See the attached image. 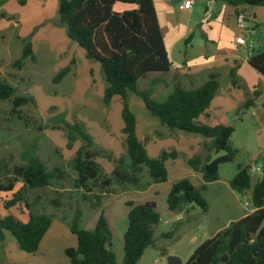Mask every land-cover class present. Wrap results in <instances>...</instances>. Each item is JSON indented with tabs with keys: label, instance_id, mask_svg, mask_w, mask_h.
<instances>
[{
	"label": "trees",
	"instance_id": "trees-1",
	"mask_svg": "<svg viewBox=\"0 0 264 264\" xmlns=\"http://www.w3.org/2000/svg\"><path fill=\"white\" fill-rule=\"evenodd\" d=\"M8 0H0V5ZM20 5L25 0H17ZM58 23L65 28L66 37L83 50L87 60L97 62L104 80L101 101L109 106L114 97L120 99V117L124 152L113 158L112 152L95 144L84 125L78 121L62 122L60 128L65 131L66 148L71 149L74 142L79 146L66 166L54 165L47 169L38 157H30L24 163L8 167L0 160L1 193H12V197L3 200L5 207L23 202L29 203L21 196L20 189L41 190L51 185L52 181H62L73 173L72 186L83 201L89 202L92 208L100 205L104 196L115 192L114 183L121 187H139L142 176L147 180L142 188L150 184L167 181L165 162L174 160L179 153L174 150H162L157 157H150L144 144L136 133V117L128 99L136 96L148 114L157 123L170 132L181 131L198 135L207 140L202 148L207 150L205 157L194 155L185 159L186 165L200 174L202 184L194 186L184 177L172 182L166 197V209L179 213L191 205H196L204 213L208 209L201 191L208 183L218 178V167L235 159L237 150L230 144L234 131L231 125L218 124L210 126L197 122L198 117H208L207 109L215 96L219 83L217 74L208 75L200 86L187 89L175 83L172 91L161 101L152 97L150 88L139 89L137 82L150 73L165 74L172 69V61L163 44V38L157 23L152 0H56ZM233 7L264 6V0H209ZM135 5L133 9L122 12L113 11L114 4ZM237 15H240L238 13ZM29 57L35 60L30 42H24L21 55L12 63V67L21 69L23 60ZM248 65L258 74L264 76V46L252 51ZM69 66L58 71L54 83L68 73ZM158 80V79H157ZM156 80L151 82V86ZM229 83L237 88L235 70L229 71ZM246 99L241 109L249 108L256 99ZM0 100L11 104L10 116L22 119L20 108L28 103L34 104V98L26 94L15 95L14 87L0 79ZM41 127V126H40ZM39 127V129H41ZM222 153V154H219ZM214 154L215 157H211ZM104 158L111 167L109 171L97 162ZM262 175L251 181L246 167L237 164L235 175L229 180V188L236 193L250 190V205L254 211L227 227L217 231L212 237L200 243L183 264H264V164H261ZM19 190H15L16 184ZM37 198V196H36ZM49 204L59 207L57 198H51ZM128 208L127 227L123 233V257L116 261L115 253L110 247L111 232L106 218L99 214L92 229L79 228L80 211L76 210L70 225V231L76 238L75 247L64 249L69 264H137L145 249L155 246V228L160 222V215L154 201L134 204L125 203ZM52 218L44 213L28 212L25 222L8 215L0 218V241L5 239V231L15 239L20 251L34 253L41 239L49 228ZM173 231L159 234L160 238H172ZM165 254V250L161 249Z\"/></svg>",
	"mask_w": 264,
	"mask_h": 264
},
{
	"label": "rangeland",
	"instance_id": "rangeland-1",
	"mask_svg": "<svg viewBox=\"0 0 264 264\" xmlns=\"http://www.w3.org/2000/svg\"><path fill=\"white\" fill-rule=\"evenodd\" d=\"M119 6L122 5L115 4V8ZM200 9L201 7L199 8L197 5L194 7L196 15L193 18L208 20L207 23L213 25V13L208 12L202 17V13L198 11ZM229 33L231 34L229 29L223 26L221 37H226ZM243 36L246 37V33H243ZM27 41L35 45L33 46L35 60L32 61L26 57L23 60L22 68L16 69L12 67V63L20 57L22 46ZM257 43L261 45V36L257 38ZM72 45L83 52L74 42L67 39L65 28L58 23L56 0H25L23 5H20L17 0H10L4 7L0 6V79L14 87L15 95L26 94L32 96L35 101L34 104L28 103L20 108L22 119H18L16 115L10 116L9 114L10 101L0 100V160L8 167L22 164L30 157H38L44 162L47 169L54 165L66 166V162L79 146V141L74 142L71 149L66 148L65 131L60 128L62 122L78 121L82 123L95 144L110 149L113 152V158L123 154V139L120 133V126H122L120 102L112 100L110 109L104 105L108 108L105 109L103 103L97 99L99 93L97 91L95 93L93 88L81 92V88H86L84 86L90 83V74L86 67L96 68V73L102 78L99 64L87 59H84L83 63L77 60L74 64L75 77L68 73L59 83H52V78L57 71L56 65L63 63L65 58L61 55L70 52L69 47L72 48ZM257 47L255 50L258 49ZM72 64L69 63V66L74 72ZM77 86L78 91L76 90ZM133 96L130 95L129 98ZM87 97L95 99L92 102ZM131 98L128 99V103L136 117L140 137L147 132L164 133L168 131L166 127L150 121L157 122L150 115L148 118L146 110L139 108L135 102L131 101ZM226 98L229 99L227 96ZM139 102L143 106L140 100ZM261 104L264 107V99ZM85 106L86 108L83 109ZM238 110L239 107L234 108L231 116L229 115V124L234 129L229 141L231 146L237 150V154L233 161L219 165L217 180L208 183L205 190L201 191L202 197L208 204V209L204 213L198 206L191 205L186 211L173 214L172 216H182L178 221H175L166 209V189L170 186V180L186 174L185 168L188 166L185 165L184 153L189 158L197 154L202 157L207 154V150L202 147L203 154H199L200 147L195 138L202 140V137L173 131L174 134L171 137L159 139L155 145L150 140L142 142L144 147L148 145V155L153 154L152 149H157V145L168 147L167 150L173 149V145L174 149L181 151L177 157L180 165L177 163L176 165L179 166L173 170L168 166L167 182L150 184L147 188H142V184L147 180L145 174L142 176V184L139 187L123 188L116 182L113 185L115 192L104 196L100 205L92 208L89 202L83 201L80 193L73 188V173L69 171L68 178L58 182L52 181L51 185L41 190L20 189V184H16L13 192L20 189L21 196L26 199L30 208H27L23 202L8 208L5 207L3 200L10 199L12 193H1L0 218L11 215L17 220L25 222L29 211L44 213L51 216L53 228H58V231L62 225L70 227L75 212L78 210L80 211L79 228L90 230L99 214H102L106 218L111 232L110 247L115 253L116 261L121 262L123 257L122 237L127 227L128 208L125 203L131 201L134 204H139L152 200L160 215V222L157 226L160 231L156 230V234L158 235L161 231H173L174 234L172 238H158L155 235V245L158 247L147 248L140 264H166L168 255L176 256L184 263L194 249L216 231L236 221L242 212L247 211L246 214H250V190L233 193L228 182L235 175L237 164L246 167L251 181H256L261 177V164L264 160V146H262L264 140L262 138L264 136H262L260 126L252 114L253 109L249 107ZM103 111L109 114V121L107 120L108 114ZM88 114L91 115V118L87 116ZM195 145L198 146L191 152L189 149ZM211 157L213 158L215 155L213 154ZM97 162L106 171L110 170L107 166L110 163L104 158H97ZM5 178L1 176L0 172V181H4ZM189 179L198 188L202 184L198 177L191 176ZM154 191L158 193L155 194ZM51 198H57L60 206L54 207L49 204ZM50 247L52 248L53 244ZM161 249H165L167 254L166 252L162 254ZM42 260L46 262V256L41 257L39 251L30 254L20 251L15 239L5 231V239L0 241V264H33Z\"/></svg>",
	"mask_w": 264,
	"mask_h": 264
},
{
	"label": "crops",
	"instance_id": "crops-1",
	"mask_svg": "<svg viewBox=\"0 0 264 264\" xmlns=\"http://www.w3.org/2000/svg\"><path fill=\"white\" fill-rule=\"evenodd\" d=\"M9 1L10 0L4 2L0 6L4 7ZM182 1L183 0H152L155 8L157 23L163 38V44L168 53L169 59L172 61L173 67L172 69H170L169 72L165 74H155V73L148 74L145 78L138 80L137 87L139 89L150 88L152 91V97L156 100L161 101L172 91L175 83H179L184 88L192 89L203 84L207 80L209 74L215 73L217 74L219 87L207 109L208 117L200 116L198 117L197 122L206 123L210 126H214L218 124L230 125L229 115L231 116L232 110L234 108L241 107L243 102L246 99L253 97V93L256 91L257 97L254 100L253 105L251 106V108L253 109L252 114L260 126V132L262 136H264V107L261 106L262 99H264V76L258 74L254 69H252L248 65L247 62L248 57L250 56L252 51L255 50L257 46H258L257 48L264 46V6L244 5L238 7V9L235 10L233 7L220 2H213L209 0H194L189 10H182L179 9V5ZM121 5L122 6L115 8V4H114L112 7L113 11L122 12L136 7L135 5H128V4H121ZM196 5L199 8L201 7V9L198 11L202 13V17L205 16L208 12L213 13V18H214L213 25L207 23L208 20H203L201 18L197 20L193 18L194 15H196V13H194V7ZM238 13H240V15L243 17V29L239 28L237 23ZM223 26H226L229 29V32H231V34L229 33L226 37H221ZM243 33H246V37L243 36ZM236 36L243 37L244 39L243 45H239L236 47L233 46L234 38ZM259 36L262 37L261 45L257 43V38ZM33 46L35 45H32L34 52ZM69 48H70V52L63 53L61 55V57L65 56V58L62 61L63 63L56 65L57 66L56 68L57 71L55 72L56 74L63 67L69 66V63L71 64L73 63L72 65L74 66L77 60L78 62L83 63L84 59H86L84 53L77 50L75 46L72 45V48L71 47ZM71 69L72 68L69 66L68 73H71L72 77H75V73H76L75 66L73 67L74 72ZM86 69H88V73L90 74L89 76L90 83H87V85L84 86L86 88H81V92L83 93V91L85 90L88 91L90 88H93V91L95 93L96 91L97 93H99L97 99H99L100 102L102 103L101 96L104 88L103 77L101 78V76H99L98 73H96L97 69L94 67L89 66L86 67ZM231 69L235 70L236 79L238 82L237 88L231 87L229 83V71ZM54 77L55 76H53V78ZM153 80H156V83L151 86V82ZM76 90L78 91V86ZM226 96L229 99H227ZM134 98L136 100H133ZM87 99L92 100L93 102L95 98L92 99V97H87ZM113 100H118L120 102V99L118 97H114ZM131 101L135 102L139 108L145 109L143 108V106H141L137 97L133 96L131 98ZM110 106L111 103L108 106V108ZM103 107L105 109H108L104 105ZM85 108L86 106L83 109ZM103 112L106 113L105 111ZM146 113L148 112L146 111ZM87 116L91 118L90 114H88ZM148 118H149V114H148ZM107 120L109 121V114ZM150 121H154L155 124L158 125V123L155 120H150ZM121 127L122 126H120V129ZM136 133L141 142L150 140L151 142L154 143V145L157 141H159V139H167L174 134L169 130L164 133L154 131L151 133L147 132L144 136L140 137L138 133L137 122H136ZM195 139L198 141V145L200 147L199 154L202 155L203 154V151H201L202 144L205 142L208 143V141L205 139L202 140L198 138ZM262 140H264V138H262ZM198 145H195L194 147L191 146L192 148L189 150L193 152L194 148L197 147ZM147 146L148 145H145L146 152H148L147 150H149ZM174 147L175 146L172 145L173 149ZM167 148L168 147H163V145H157V149L156 148L155 150L152 149L153 154L152 155L149 154V155L151 157L152 156L157 157L162 150L167 151ZM107 150L112 152L110 149ZM174 150H176V148ZM176 151L179 152V154H181V151L179 150ZM205 156L206 154L203 157ZM184 158L187 159L189 158V156H187L186 153H184ZM178 159L179 158L166 161L165 162L166 170L168 169V166H170L171 170L178 167L180 165ZM177 163L179 165H176ZM107 166L108 168L111 167V165L109 164ZM185 172H186L185 175L177 179L184 177L189 179L191 176H195L201 179L200 174L194 172L189 167L185 168ZM177 179L170 180V186L172 182ZM167 181H168V173H167ZM170 186L168 187V189H166V194ZM154 192L155 194L158 193L157 191ZM232 192L234 193V191ZM249 202H250V194H249ZM253 211L254 208L251 207L249 212L251 213ZM169 213L171 214V217L175 221L176 220L178 221L182 217V216H172L175 213L172 212ZM246 213L247 211L245 213L242 212L237 219L246 216L247 215ZM57 229L58 228H53V221H52L49 228L45 232L43 238L41 239L38 249L36 250L39 251L41 257H44V255L46 256V262L42 260L35 262L33 264H69L68 259L64 255V249L67 247H75L76 238L71 233L69 228L64 225L60 226L58 231ZM156 230L158 231L160 230L157 227L155 228V235L157 237L159 236L160 233L164 232L161 231L157 235ZM214 234H212V236ZM51 244H53L52 248L50 247ZM154 247H158V246L155 245ZM142 256L140 257L137 264L141 263ZM181 264L183 263L181 262Z\"/></svg>",
	"mask_w": 264,
	"mask_h": 264
},
{
	"label": "built area",
	"instance_id": "built-area-1",
	"mask_svg": "<svg viewBox=\"0 0 264 264\" xmlns=\"http://www.w3.org/2000/svg\"><path fill=\"white\" fill-rule=\"evenodd\" d=\"M194 0H183L180 5H179V9L182 10H189L193 4ZM237 23L239 28L243 29V17L241 15L237 16ZM244 44V39L242 36H236L234 38V47L239 46V45H243ZM255 169V168H253Z\"/></svg>",
	"mask_w": 264,
	"mask_h": 264
},
{
	"label": "water",
	"instance_id": "water-1",
	"mask_svg": "<svg viewBox=\"0 0 264 264\" xmlns=\"http://www.w3.org/2000/svg\"><path fill=\"white\" fill-rule=\"evenodd\" d=\"M262 164H264V160H262ZM166 264H181V261L176 256L168 255L166 257Z\"/></svg>",
	"mask_w": 264,
	"mask_h": 264
}]
</instances>
